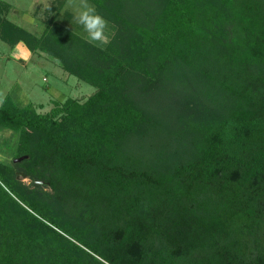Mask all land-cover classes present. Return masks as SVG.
<instances>
[{
    "label": "trees",
    "instance_id": "16d2710c",
    "mask_svg": "<svg viewBox=\"0 0 264 264\" xmlns=\"http://www.w3.org/2000/svg\"><path fill=\"white\" fill-rule=\"evenodd\" d=\"M67 1L37 35L0 0L3 41L96 88L0 104V264H264V0H90L105 44Z\"/></svg>",
    "mask_w": 264,
    "mask_h": 264
},
{
    "label": "rangeland",
    "instance_id": "374dc122",
    "mask_svg": "<svg viewBox=\"0 0 264 264\" xmlns=\"http://www.w3.org/2000/svg\"><path fill=\"white\" fill-rule=\"evenodd\" d=\"M4 1L11 4L8 14L9 19L37 35L42 34L48 20L54 16L51 6L55 3V0ZM66 11L72 13L74 17L77 9L67 1L59 16H57L60 22H65L63 17ZM66 23L70 29L76 30L87 37L82 27L76 24L74 19L66 21ZM112 32L113 29L108 25L106 30L107 41L105 43L110 40ZM15 49V47L13 48L0 38V104L8 97L17 106L34 103L38 111L46 112L51 109L56 100L62 98L63 94V99L69 96L85 99L95 92L96 88L93 85L75 75L68 74L56 64L53 58L46 54L36 52L31 58L24 60L16 57ZM51 87L56 90H51ZM23 95L28 97V101L23 98ZM40 104H43V107ZM5 151V146L0 147V157L6 156ZM25 180L29 182L28 178H25Z\"/></svg>",
    "mask_w": 264,
    "mask_h": 264
},
{
    "label": "clouds",
    "instance_id": "9594fccd",
    "mask_svg": "<svg viewBox=\"0 0 264 264\" xmlns=\"http://www.w3.org/2000/svg\"><path fill=\"white\" fill-rule=\"evenodd\" d=\"M70 5L77 9L74 14V22L82 27L90 43H105L107 41L106 30L109 22L101 14L90 0H68ZM0 162H3L0 159Z\"/></svg>",
    "mask_w": 264,
    "mask_h": 264
},
{
    "label": "crops",
    "instance_id": "0c3cea01",
    "mask_svg": "<svg viewBox=\"0 0 264 264\" xmlns=\"http://www.w3.org/2000/svg\"><path fill=\"white\" fill-rule=\"evenodd\" d=\"M15 48L16 49L14 51L16 52V57H19L20 59L27 60L28 58H31V56L35 55V53H32L23 42L18 43ZM55 90L56 89L54 88L53 91ZM23 98L28 101V97L26 95H23ZM19 101L22 103L21 100ZM20 106H25V104H20Z\"/></svg>",
    "mask_w": 264,
    "mask_h": 264
},
{
    "label": "water",
    "instance_id": "95a60500",
    "mask_svg": "<svg viewBox=\"0 0 264 264\" xmlns=\"http://www.w3.org/2000/svg\"><path fill=\"white\" fill-rule=\"evenodd\" d=\"M26 158H28V155H22V156H20V157L15 158L14 161H15V162H20V161H22V160H24V159H26ZM17 175H18V177L27 178V174L24 173V172H21V171H19V172L17 173Z\"/></svg>",
    "mask_w": 264,
    "mask_h": 264
}]
</instances>
